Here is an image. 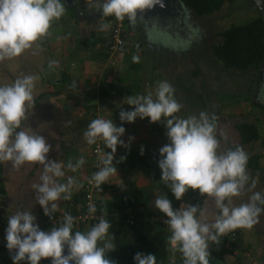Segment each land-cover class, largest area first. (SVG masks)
<instances>
[{"label": "clouds", "instance_id": "1", "mask_svg": "<svg viewBox=\"0 0 264 264\" xmlns=\"http://www.w3.org/2000/svg\"><path fill=\"white\" fill-rule=\"evenodd\" d=\"M87 11L99 9L103 17L114 16L117 21L125 18L132 24L137 20L138 12L152 9L158 5L164 7L162 0H86ZM65 13V4L61 0H0V61L20 56L35 42L45 37L54 20ZM108 24L99 25L100 30ZM135 60V58H134ZM37 78L25 75L12 84L0 86V163L11 162L13 168L22 165L40 164L43 171L41 183L32 184L35 200L51 218L57 209L56 201L71 199L73 187H78L74 177H68L66 183L58 182L65 172L60 162L49 160L51 145L46 138L29 127H22L27 120V110L33 107V89ZM174 89L168 82H160L153 94L128 96L127 104L133 110L119 112L121 122L132 123L137 117L150 118V123L166 122V136L170 143L159 149L158 166L161 180L180 201L186 192L199 191L204 197L214 198L219 214L213 223H208L199 206L181 203L179 209H173L167 197H156V209L167 219L170 235L168 243L173 251L182 254L183 264H209V241L218 242V237L238 228H251L258 223L264 209V196L254 193L247 203L235 206L233 197L243 193L249 177L246 172L248 156L239 146L226 152H218L220 143L216 138V117L201 112L199 117L177 118L181 105L173 98ZM67 123V122H66ZM19 129V131H17ZM125 133L123 126H117L112 120L96 118L83 133L88 145L102 141L111 152L99 156L102 167L92 175L90 183L100 188L111 175L117 172L114 157L117 146H124L121 137ZM132 139V138H130ZM100 149H97L99 152ZM141 148V155H143ZM126 157H121L122 162ZM85 160L81 157L75 164L69 162L67 168L76 171ZM253 187L255 182L253 181ZM95 206L89 207L94 213ZM198 213L200 215L198 216ZM36 217L30 210L17 211L8 218L6 228V247L15 254L13 264H40L42 259L51 258V264H113L107 258L115 245L107 239L111 224L104 218L89 231L73 233L74 217L65 213L61 226H53L50 232L42 231L35 223ZM104 241L103 246L98 242ZM67 246V255L64 254ZM135 264H157L154 254L136 253Z\"/></svg>", "mask_w": 264, "mask_h": 264}, {"label": "crops", "instance_id": "2", "mask_svg": "<svg viewBox=\"0 0 264 264\" xmlns=\"http://www.w3.org/2000/svg\"><path fill=\"white\" fill-rule=\"evenodd\" d=\"M61 2L65 4L64 15L59 20H54L46 37L41 38L40 42L36 43L41 44L39 46L44 48H42L41 53H36L37 56H34L33 59L37 61L41 60L42 57H45V59L47 57L48 63L44 68L50 67L51 73H47L44 77L42 87H39V84L36 83L38 90L33 94V107L27 110L28 117L27 120L22 122V127H29L33 131H37L51 145L47 158L60 162L64 166L62 170L65 175L58 178V182L66 183L68 177H74L75 180L79 179L82 190L79 192H73L72 190L71 199L69 200L61 198L56 201L57 209L51 213V218H49L44 215L42 207L36 203V193L32 188V184L41 183L40 175L43 171V165L38 163L25 164L17 169L12 167L10 161L3 162L0 166V179L4 188L7 217L9 218L17 211L30 210L37 218L35 223L39 225L40 230L46 229L47 231L51 228L47 226V222L52 219L54 213L64 211L71 202H81L84 195V186L94 174L95 165L92 152L94 144L91 145L88 154L83 152L82 146L78 147L75 144L77 141H79V144L81 143L80 137L83 142V133L86 131L82 129V136L79 137L80 128L74 129V124H71L69 118L72 109L71 103H73L72 99L79 96L81 98H78V100H82V107L79 106L78 113L82 111V116L84 112H88V107L92 103L95 102L98 106V109L91 113L92 119H87L88 124L96 118H103L112 120L118 127L123 126L125 128V133L121 139L128 147L117 146L113 161L117 172L109 177L103 187L100 202L113 199L127 189L130 183H135L146 195L145 204L139 210L146 214L157 213L159 210L156 209L154 201L156 197H162L163 193V190L158 189L156 186L158 174L161 172L158 166V161L162 158L159 149L170 143L166 136V122L162 118L160 122L150 123V118L140 119L139 117L132 123L121 122L119 112L121 110H133V106L127 104L128 96L147 95L151 92L153 99H155L158 84L165 81L172 86L174 89L173 98L181 105L180 111L174 114L177 118H189L192 115L194 116L196 112L198 113L201 106L202 108L206 107L203 103L199 104L195 99L197 98L195 84L200 75V72L196 74L195 65L196 61H209V54L194 50L196 44L189 40L193 35L187 27L193 24L198 29V23L193 20H185L184 13L188 16L191 12L184 7L181 0H166V3L163 4L164 7L152 10L146 9L142 13L138 12L137 20L132 28L128 25L126 46L131 36L134 38L139 37V43H135L138 46H136V49H132L134 53L130 49L125 50L127 49L125 46L118 55H112L109 51V45L113 16L103 17L99 9H89L87 11L86 0H61ZM98 2L102 4L103 0H98ZM174 13H179L181 18L180 21L177 20L179 23L174 21ZM101 24H108L109 26L105 30H100L99 25ZM65 28L82 30V55H79L78 58L66 55L63 51L70 48L72 40L80 38L78 31L73 33L72 30L65 31ZM184 41L186 44H190V47L185 51L179 47L184 44ZM74 45L76 46V42H74ZM140 45L141 49L137 51ZM148 53H150L151 60L146 57ZM31 56L33 57V55ZM55 70H59L63 77L61 82L63 88L57 90H62L61 92L66 96V99L55 98L53 95L54 89L50 84V75L53 76ZM34 71L37 76L40 72L39 66H36ZM104 81L114 84L117 90L114 96L106 99L99 97V88ZM59 86V83H57L56 88H59ZM65 87H69L73 94L65 92ZM225 125L221 123L218 126L219 128L216 127L215 130L216 138L220 143L218 152H226V144L228 149H235L238 145H249L242 142L240 134L236 135L232 131L230 132ZM235 128L237 129V127ZM162 129L165 134L161 132ZM236 131L239 132L238 129ZM73 132L75 134L72 136L71 133ZM230 137H233L238 145ZM104 148V153L111 152L105 145ZM141 148L144 150L143 155H141ZM122 156L126 159L120 162ZM81 157L84 158L85 163L79 169L72 171L67 168L69 162L75 164ZM259 158V155L255 156V159H258L256 163L258 168L255 167L254 162L250 163L251 167L254 166L255 169H258V172L264 169ZM138 164L149 170L148 175H144L145 177L141 175L137 177L138 179L141 176L140 179L144 180V183L134 182L131 178L127 179L128 168L134 166L133 169H135ZM84 174L87 178L82 183V175ZM254 178L258 179L257 177ZM190 193L189 190L180 201L175 203L172 202L170 196L169 200L172 202L173 209H179L181 203H188ZM212 199L214 198L207 197L200 209L203 211L207 203L212 202ZM199 215L200 213H198ZM238 234L240 233L238 232ZM227 235L219 236L218 240L225 241ZM258 236L262 237V234L258 233ZM0 237H3V242L7 244L6 229L0 228ZM243 238L244 236L240 235L239 244H241V247L246 243ZM261 239L259 238V241ZM208 243L209 248H214L216 245V242L209 241ZM260 253L262 254V252ZM2 256L3 254L1 258H3ZM225 261H227L226 258L223 262ZM257 262H261V260L254 258L253 263L257 264Z\"/></svg>", "mask_w": 264, "mask_h": 264}, {"label": "rangeland", "instance_id": "3", "mask_svg": "<svg viewBox=\"0 0 264 264\" xmlns=\"http://www.w3.org/2000/svg\"><path fill=\"white\" fill-rule=\"evenodd\" d=\"M184 8V7H183ZM73 15V14H72ZM149 15V14H148ZM184 16L187 20H193L194 22H197L198 29L192 24L187 27H189L190 32L193 36L189 40H192L191 42H194L196 45L194 47V50L197 52H201L203 54H209L208 60H200L196 61L195 69L196 74L200 72L197 83L195 84V88L197 92V102L199 104L203 103L205 108L200 107L198 109V113L194 116L199 117V114L201 112H205L209 115V117H216L215 123L216 127L222 124H226V128L231 132L237 134H240L237 132L236 128L237 125L241 124H250V125H256L259 130V135L261 138H264V80L260 89L259 94V86H260V74L257 71H237V70H226L224 69L223 65L216 60V58L212 55V46L218 45L221 42V36L220 34L229 30L231 27H237V26H243L251 23L252 21L264 17V6L263 9L259 8L258 5L254 2V0H225V3L223 7L215 11L214 13L207 14L206 16L202 18H195L192 13L190 15L186 16L184 13ZM188 18V19H187ZM192 18V19H191ZM181 18L179 17V13H174V21L178 22ZM178 20V21H177ZM179 23V22H178ZM187 24V23H185ZM179 25V24H178ZM128 29V28H127ZM72 30L73 33H75L76 30L74 29H66L65 31ZM82 31V30H81ZM78 31V36L80 37L78 40L74 39L71 41V46L68 49H64V53L66 55H71L74 58H78L79 55H82V32ZM186 32V31H185ZM71 33V31H70ZM129 34V32H128ZM130 37V35H128ZM46 37V36H45ZM43 37L42 39H44ZM185 37V36H184ZM190 37V36H189ZM193 37V38H192ZM139 37H130L127 43V50H134L136 49L135 43H139L138 40ZM137 41H136V40ZM41 40V39H40ZM40 40H38L40 42ZM76 40V41H75ZM35 42L33 46L30 49L25 50L20 56L15 57L13 59H5L4 61H0V86L12 84L17 78H23L25 75H32L36 77L35 80V87L33 89V94L38 90L36 87V83L39 84V87H42V81L44 80V77L47 75V73H51V68L45 69V65L48 63L47 57H42L41 60L35 61L33 58H35L37 55L36 53H41L43 51L42 46H39L41 44ZM74 42H76V46L74 45ZM184 51L187 50L190 47V44H186L184 41V44L179 46ZM196 48V49H195ZM141 45L138 47L137 51H140ZM129 50V52H130ZM132 50V51H133ZM60 51V50H59ZM134 53V51L132 52ZM33 55V57L31 56ZM118 55V54H117ZM35 56V57H34ZM70 57V56H68ZM148 60H151L150 53H148V56L146 55ZM41 61V63H40ZM117 62V61H114ZM50 63V62H49ZM60 63V62H59ZM40 64V65H39ZM129 64V63H128ZM36 66H39L40 72L37 74V76L34 74V69ZM43 71V72H42ZM8 75V76H7ZM63 80V77L61 75V72L59 70H55L53 76L50 75V84L53 86L52 89L53 95L55 98H62L66 99V96L61 92L63 84L61 83ZM185 81V80H184ZM57 83H59V88L57 87ZM190 83V82H188ZM191 84V83H190ZM65 85V84H64ZM189 86V84H188ZM35 88H37L35 90ZM61 92V93H58ZM65 92H71L72 90L68 87H65ZM60 94V95H56ZM73 94V93H72ZM81 95V94H80ZM259 95V96H258ZM78 98H81L79 96ZM78 98H73L72 101V109L70 114V120L71 124H74V129L77 127L80 128V134L79 137L82 136V129L87 130L88 126V120L90 119L91 113L98 109V106L94 103L88 107V112H84L82 116V111L78 113L79 106L82 107V100H78ZM78 100L77 102H75ZM206 100V101H205ZM61 102V101H60ZM61 103H64L63 101ZM77 107V108H76ZM86 110V111H87ZM92 110V111H91ZM106 110V109H105ZM103 111V110H102ZM105 114H107L105 112ZM193 116V115H192ZM188 118V117H187ZM92 119V118H91ZM78 128V129H79ZM162 133L165 131L162 129ZM75 133H71L73 136ZM233 142L238 145L236 141H234L233 137H230ZM77 141L75 144L76 146H82V150L85 154H88L89 149L91 145H88L85 139L82 142V138L80 137V144ZM226 150L228 149V145L226 144ZM247 154L248 161L247 165L249 166L247 168L246 165V172L249 177L248 183L245 186V189L241 196L239 197H233V203L235 206H239L242 203H247L249 201V198L256 192L261 193L262 196H264V169H261L258 172V169H255L257 167L258 159H255L256 155H259V161L261 162V165L264 166V148L262 147V141L259 140L257 142L251 143L248 146H240ZM105 151V148L103 150V153ZM255 159V160H254ZM254 162V163H253ZM250 163L254 164V166L251 167ZM134 166L128 168V178L132 179L134 182L140 181L142 183L144 180H141L140 177H145L144 175H148V169L142 167L140 164L135 166V169H133ZM258 168V167H257ZM83 174V173H82ZM138 175H141L138 179ZM260 175V176H259ZM162 172L158 174V183H156V186L158 189H162V197H167L168 199L170 196L172 197V202L174 203L177 201L175 199V196L172 194L170 189L167 188L165 183L161 180ZM254 177H257L258 179H255ZM87 177L82 175V183ZM251 180V181H250ZM253 181L255 182V186L253 187ZM78 187H73V192H79L82 189L80 188V181L79 179H76ZM144 183V182H143ZM190 192H192L191 189H189ZM102 194V193H101ZM144 201H146V195L144 192ZM204 215L201 217V219H204L205 217L208 220V223H213L214 218L216 215L219 214V210L216 208L215 200L212 199V202L209 201L203 210ZM94 225L89 226H74V228L80 230L82 232H87L91 229V227ZM233 232H239L240 235H243V240H246L245 245L243 244V247H241V244L237 245L238 253L228 254L225 256L226 260L225 264H254V258L260 259L261 262H257V264H264V214H260L258 218V223L254 224L251 228H238L235 230H232ZM227 232L225 235L229 238L231 236V232ZM232 232V233H233ZM259 234H262V237L258 236ZM134 233L128 232L126 238L132 240L134 237ZM242 237V236H241ZM259 238H262L259 241ZM107 239L111 240L113 243L112 237L110 234L108 235ZM4 238L0 237V244L3 243ZM261 242V244H260ZM104 241L98 242V246H103ZM114 244V243H113ZM114 251V250H113ZM113 251H110L107 254V258L112 254ZM262 252V254L260 253ZM262 255H260V254ZM3 254V258H1V255ZM15 254V251L13 250L11 253L8 251L2 252L0 254V264H13V261L11 259L12 255ZM181 253L178 251H175L173 256L170 258V264L172 259L179 258V255ZM67 255V254H66ZM47 261V263H51V258L49 259H43ZM21 264H27V261H22Z\"/></svg>", "mask_w": 264, "mask_h": 264}, {"label": "trees", "instance_id": "4", "mask_svg": "<svg viewBox=\"0 0 264 264\" xmlns=\"http://www.w3.org/2000/svg\"><path fill=\"white\" fill-rule=\"evenodd\" d=\"M181 2L195 17L202 18L220 10L225 0H181ZM127 25L130 28L133 26L129 21ZM220 36L221 42L212 46V53L224 69L260 72L264 63V17L247 25L231 27ZM116 91L114 84L104 81L99 88V97L102 99L112 97ZM237 129L244 144L261 140L264 148V138L260 137L256 125L241 124L237 126ZM2 191L4 193V188ZM144 204V191L135 183H130L127 189L113 199L100 202V213L111 224L109 234L112 237L115 250L108 258L114 261L113 264H135L134 256L138 252L145 255L154 254L157 264H170V258L175 252L168 243L170 234H167L158 225L129 227L126 224V212L130 209L139 210ZM258 206L264 209V205L258 204ZM261 213L264 214V212ZM76 231L81 230L73 227V233ZM131 231L135 234L132 240L126 238L127 233ZM7 250L6 243L0 244V254ZM208 251L222 261L227 254H233V252H226L223 245H220L217 250L209 248ZM178 259L176 264H183L182 254Z\"/></svg>", "mask_w": 264, "mask_h": 264}, {"label": "built area", "instance_id": "5", "mask_svg": "<svg viewBox=\"0 0 264 264\" xmlns=\"http://www.w3.org/2000/svg\"><path fill=\"white\" fill-rule=\"evenodd\" d=\"M128 19L125 18L123 21H117L116 18L113 16L112 18V27L110 31V45L109 51L112 55H116L125 48L126 46V32L128 28ZM97 149H100L97 152ZM104 143L102 141H97L93 147V157H94V165L95 170L94 173L99 170V167H102L99 161V156L103 154ZM1 166V163H0ZM92 178V177H91ZM91 178L86 182L84 186L83 198L80 203L71 202L68 207L64 211L56 212L53 214L52 219L47 222V226L49 227H59L63 222V217L65 213L70 214L74 217V226H89L95 225L99 222L103 216L100 213V200H101V193L103 187L106 183L102 184L100 188L96 187L94 182L90 183L89 181ZM2 181L0 179V228H4L8 225L7 224V212L5 208V196L2 191ZM207 197L201 196L199 191H192L190 193L189 202L186 204H191L194 206H199L200 208L205 203ZM95 206L96 211L94 213L89 212V207ZM126 224L129 227H148V226H160L167 234H170L168 230V226L163 223L164 219L167 217L164 216L162 213H144L137 209H130L126 212L125 215ZM73 226V227H74ZM239 234L237 232L231 233V236L225 238L224 240H218L215 245V249L217 250L220 245H223V249L226 252H235L238 253L237 245L239 244ZM223 241V242H222ZM234 253V254H235ZM177 259H172L171 264H176L178 262Z\"/></svg>", "mask_w": 264, "mask_h": 264}, {"label": "water", "instance_id": "6", "mask_svg": "<svg viewBox=\"0 0 264 264\" xmlns=\"http://www.w3.org/2000/svg\"><path fill=\"white\" fill-rule=\"evenodd\" d=\"M254 2L258 5L259 8L263 9L264 6V0H254ZM162 3L165 4L166 0H162ZM160 8L159 4L154 6L152 9H158ZM149 9V10H152ZM260 87L262 86L263 80H264V63L260 69ZM46 232H50V230L46 231ZM65 248H67V246H65ZM15 251V250H14ZM210 254V253H209ZM209 264H225L221 259L217 258L216 256L210 254L209 255Z\"/></svg>", "mask_w": 264, "mask_h": 264}, {"label": "flooded vegetation", "instance_id": "7", "mask_svg": "<svg viewBox=\"0 0 264 264\" xmlns=\"http://www.w3.org/2000/svg\"><path fill=\"white\" fill-rule=\"evenodd\" d=\"M260 82V81H259ZM260 89H261V87L259 86V92H260ZM52 228H50L49 230H51ZM48 231V230H47ZM64 254L66 255L67 254V248H65V251H64ZM40 264H51V263H47V261H45V260H41L40 261Z\"/></svg>", "mask_w": 264, "mask_h": 264}]
</instances>
